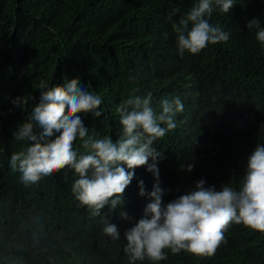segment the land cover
<instances>
[{
	"label": "trees",
	"instance_id": "trees-1",
	"mask_svg": "<svg viewBox=\"0 0 264 264\" xmlns=\"http://www.w3.org/2000/svg\"><path fill=\"white\" fill-rule=\"evenodd\" d=\"M198 2L0 0V264H129L124 232L144 218L155 184L167 190L165 204L201 179L217 190L242 187L249 156L264 144V44L258 29L247 27L259 19L264 29V0H234L228 13L214 4L206 18L229 39L181 56L173 24ZM73 79L102 99L99 118L78 114L95 138H123L118 109L133 95L151 92L157 113L164 99L179 97L184 105L176 128L154 144L162 153L158 180L147 166L136 168L123 205L100 216L75 199L74 169L25 185L10 167L11 155L31 144L14 134L39 103V82L52 87ZM17 97L22 108L12 103ZM73 148L78 157L87 154L79 138ZM188 163L193 170L182 171ZM105 214L121 233L118 241L103 232ZM225 237L210 258L165 249L166 260L136 264H264V233L233 223Z\"/></svg>",
	"mask_w": 264,
	"mask_h": 264
},
{
	"label": "clouds",
	"instance_id": "clouds-1",
	"mask_svg": "<svg viewBox=\"0 0 264 264\" xmlns=\"http://www.w3.org/2000/svg\"><path fill=\"white\" fill-rule=\"evenodd\" d=\"M214 4L222 13H228L234 0H199L184 18L173 24L181 56L185 51L198 54L209 44L229 39L227 32L211 25L206 18L213 13ZM254 26L258 29L257 40L264 44V29L260 28L259 19H252L247 24L248 28ZM38 88L39 103L34 106L28 121L14 134L17 140L31 144L26 151L10 157V167L22 174V183L35 185L43 177L66 167L74 169L79 176L72 186L75 199L90 209L93 216H100L106 207L112 211L123 205V194L132 182L136 168L147 166L158 180L157 162L162 153L154 144L176 128L174 116L184 111L179 97L172 101L162 100L159 113L152 107L151 92L144 97L133 95L125 100L118 109L123 138L114 142L109 136H89L88 128L78 114L91 112L99 118L103 114L102 99L86 90L78 79L52 87L41 80ZM12 103L22 108L23 100L17 97ZM77 138L87 150V154L79 157L73 148ZM193 168L194 163H188L181 170L191 172ZM138 187L139 195L145 196L144 182L140 181ZM166 191L159 183L155 184L147 193L151 202L144 209V218L124 232L127 241L124 251L129 264L146 258L153 262L166 260L165 249H170L173 254L184 251L210 258L221 244L226 243L225 233L233 223L264 233V144H256L249 156L239 190L227 184L222 185L221 190L215 186L205 187V181L201 179L195 190L165 204ZM120 215L125 220L131 219L124 211ZM105 220L103 232L118 241L121 233L117 225L109 223L106 214Z\"/></svg>",
	"mask_w": 264,
	"mask_h": 264
}]
</instances>
